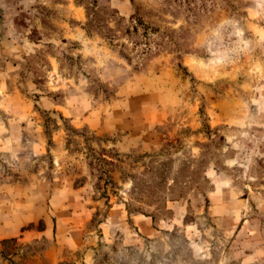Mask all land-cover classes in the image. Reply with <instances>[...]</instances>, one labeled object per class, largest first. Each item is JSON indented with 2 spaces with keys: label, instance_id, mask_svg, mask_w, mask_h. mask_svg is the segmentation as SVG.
<instances>
[{
  "label": "rangeland",
  "instance_id": "1",
  "mask_svg": "<svg viewBox=\"0 0 264 264\" xmlns=\"http://www.w3.org/2000/svg\"><path fill=\"white\" fill-rule=\"evenodd\" d=\"M0 264H264V0H0Z\"/></svg>",
  "mask_w": 264,
  "mask_h": 264
}]
</instances>
